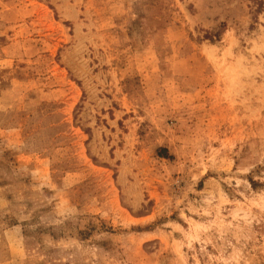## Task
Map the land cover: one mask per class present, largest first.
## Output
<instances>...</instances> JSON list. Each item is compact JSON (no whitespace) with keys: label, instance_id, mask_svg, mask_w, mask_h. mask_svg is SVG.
Listing matches in <instances>:
<instances>
[{"label":"rangeland","instance_id":"obj_1","mask_svg":"<svg viewBox=\"0 0 264 264\" xmlns=\"http://www.w3.org/2000/svg\"><path fill=\"white\" fill-rule=\"evenodd\" d=\"M0 264H264V0H0Z\"/></svg>","mask_w":264,"mask_h":264}]
</instances>
